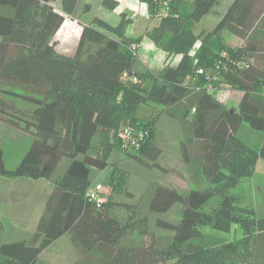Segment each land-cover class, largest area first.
I'll return each mask as SVG.
<instances>
[{
	"label": "trees",
	"instance_id": "1",
	"mask_svg": "<svg viewBox=\"0 0 264 264\" xmlns=\"http://www.w3.org/2000/svg\"><path fill=\"white\" fill-rule=\"evenodd\" d=\"M139 1L150 17L160 16L143 35H125L132 18L123 13L115 24L93 16L67 55L50 39L79 0H0V120L33 136L13 169L5 167L0 148V175L51 186L33 233L0 241V264H36L63 235L79 251L75 264H257L253 249L264 236V213L258 216L236 189L250 176L249 167L264 161V0H231L215 26L198 34L192 25L218 0H192L190 8L185 0ZM101 5L112 10L118 1ZM225 33L241 43L228 45ZM142 36L166 53L159 71L134 67L131 44ZM171 55L179 56L177 62L167 60ZM221 83L242 92L235 109L212 94ZM141 104L158 105L155 116L161 111L180 122L181 155L191 170L187 192L152 187L150 214L180 205L177 222L154 219L163 235L148 229L147 217L123 221L113 212L126 206L112 197L125 186L119 168L111 166L108 191L101 184L91 189L92 170L109 168L113 152L160 168L156 119L140 121ZM244 125L256 135L257 149L238 137ZM233 145L245 148L249 159L228 167L215 160L205 176L207 147ZM91 190L100 202L90 198ZM238 228L240 236L231 240L206 232ZM2 229L0 221V236Z\"/></svg>",
	"mask_w": 264,
	"mask_h": 264
},
{
	"label": "rangeland",
	"instance_id": "2",
	"mask_svg": "<svg viewBox=\"0 0 264 264\" xmlns=\"http://www.w3.org/2000/svg\"><path fill=\"white\" fill-rule=\"evenodd\" d=\"M119 1V6L117 5L118 7L116 6V8L110 10L101 5V0H79L73 16L64 14L63 25L50 39L51 44L57 52L72 55L81 27L89 22L93 16L106 18L110 23L115 24L118 22L120 14L123 13L132 18V22L126 27L125 33L134 37L137 34H142L145 29L151 28L159 20V15L154 18L148 15L144 2H140L139 0ZM185 1L188 8H190L192 0ZM227 1L218 0L208 14L200 21L194 22L192 25L194 32L198 34L201 31L207 32L211 30L231 2V0ZM224 36L228 45L236 46L241 43L240 39L232 35L225 33ZM134 50L136 68L157 71L161 61L157 55L159 50H156L157 53L154 51L150 54V51H146L143 54L139 52V44L135 46ZM153 59L156 60L153 61ZM174 59V56L169 58L171 61ZM212 92L214 97L230 110L236 108L242 94L240 90L230 87L226 83H221L218 89ZM262 92L264 93V89ZM15 103L16 105L23 106V103L18 99L15 100ZM153 106L141 104L137 111V117L142 122L147 121L151 116H154L156 119L155 127L157 134L155 143L160 149V156L157 159L160 168L153 167L148 169L120 152H113L108 160L109 168L101 172L99 170H92L91 189L97 184H101L103 190L108 191L107 179L111 172V166L114 165L119 168L125 172V186L121 190L113 193L112 197L115 200L125 202L126 206L115 207L113 212L123 221L147 217L149 218L148 229L156 235H163L165 232L155 227L154 219L157 217L163 220L177 222L180 218V205L178 203L174 204L165 213L150 214L148 201L151 196L152 187L155 184H163L176 187L182 192H187L191 188L190 182L192 177L191 170L181 155L180 142L183 140V131L180 122L161 111L155 116V112H157L160 106ZM250 131L252 130L247 125H244L239 129L238 137L249 147L257 149L259 147L257 143L258 139ZM32 140L33 136L31 134L25 133L20 129L12 128L0 120V148L6 168L13 169L18 165ZM238 148L233 145L229 147L230 150H223L215 148L214 146H208L205 152V176L209 175L207 169L217 160H223L224 167H228L230 162L234 164L239 163V161L241 163L246 162L249 159L246 149L240 150ZM249 168L251 171L250 176L243 178L241 185L236 190L246 195L253 204L257 215L261 216L264 213V161L260 159ZM48 187L49 183L45 180L33 181L32 179L24 177L8 178L0 175V210L5 212V216L0 215L3 228L0 241L10 242L19 240L33 233V228L36 224V221L28 220L23 229L16 228L18 221L11 220L10 213L7 212V202H18L20 200H27L30 197L34 199L32 203L35 205L32 206L38 207L37 202L47 193ZM13 214L11 212V215ZM206 232L221 239L231 240L239 237L241 230L238 228L231 233H219L207 229ZM253 251L256 263L264 264V236H261L255 243ZM79 257V251L73 247L70 239L65 236L49 246L41 254L37 264H75ZM171 262L169 260L158 264H171Z\"/></svg>",
	"mask_w": 264,
	"mask_h": 264
},
{
	"label": "crops",
	"instance_id": "3",
	"mask_svg": "<svg viewBox=\"0 0 264 264\" xmlns=\"http://www.w3.org/2000/svg\"><path fill=\"white\" fill-rule=\"evenodd\" d=\"M118 1V6H119V0H117ZM229 1V0H228ZM227 1V2H228ZM117 6V7H118ZM104 19H106V18H104ZM107 20V19H106ZM158 22V21H157ZM157 22L155 23V24H157ZM154 24V25H155ZM62 25H63V23H62ZM61 25V26H62ZM154 25H152V27L154 26ZM151 27V28H152ZM60 29V28H59ZM150 28H148V29H145L144 31H143V33L142 34H137V36H135V37H138V36H140V35H143L144 34V32L145 31H147V30H149ZM81 31V30H80ZM132 33V32H131ZM126 34V33H125ZM79 35H80V32H79ZM79 35H78V37H79ZM127 35V34H126ZM127 36H129V37H134V36H130V35H127ZM138 45V44H137ZM136 45V46H137ZM154 49V50H153ZM156 50H159V53H157L156 52ZM146 51H150V54L152 53V52H156L157 53V55L160 57V59L159 60H161L160 61V66H159V68L157 69V71H159L162 67H163V65H164V61H165V59H166V53H164L162 50H160L159 48H157L146 36H142V39H141V41L139 42V52L140 53H143V54H145L146 53ZM172 57L174 56L175 57V59L173 60V61H171V60H169V59H167V60H169V62H172V63H175V62H177V60H178V58H179V56H177V55H171ZM156 59H153V61H155ZM145 62V61H144ZM134 67H135V63H134ZM136 68V67H135ZM137 69H139V68H137ZM20 178H22V177H20ZM33 181H35V180H33ZM38 181V180H37ZM50 190H51V186H50V184H49V187H48V191H47V193H45V195H44V197L43 198H40L39 199V201L37 202V204H38V207L37 206H32V205H35L34 203H32V201L34 200L33 198H28L27 200H20V201H18V202H7V206H8V209H7V212L8 213H10V218H11V220H17L18 221V227L16 226V228H22L23 229V227H24V225H25V223L28 221V220H33V221H36V224H37V221H38V219H39V215L41 214V212H42V209H43V206H44V202H45V200H46V198L48 197V195H49V193H50ZM11 212L12 213H14L13 215H11ZM5 212H3L2 210H0V215L2 216V215H4L5 216V214H4ZM36 224H35V227H36ZM35 227L33 228L34 230H35ZM23 234H26V233H23ZM65 236H67V235H63V236H61L60 238H62V237H65ZM68 237V236H67ZM60 238H58L57 240H55L52 244H50L49 246H51V245H53L56 241H58ZM69 238V237H68ZM48 246V247H49ZM47 247V248H48ZM73 247H74V245H73ZM75 248V247H74ZM46 250V249H45ZM45 250L43 251V252H45ZM42 252V253H43ZM41 256V255H40ZM39 256V257H40ZM39 259V258H38ZM38 262V261H37ZM37 264V263H36Z\"/></svg>",
	"mask_w": 264,
	"mask_h": 264
},
{
	"label": "built area",
	"instance_id": "4",
	"mask_svg": "<svg viewBox=\"0 0 264 264\" xmlns=\"http://www.w3.org/2000/svg\"><path fill=\"white\" fill-rule=\"evenodd\" d=\"M135 46H136V44H131V49L133 50L134 54H135V50H134V49H135ZM122 77L125 78V77H127V75L124 73ZM95 188H96V190H99V189H101V185H100V184H97V185L95 186ZM89 196H90V198H92V199H96V200L99 199V200H98L99 202L102 200V199L99 198L98 195L95 193V190H91Z\"/></svg>",
	"mask_w": 264,
	"mask_h": 264
}]
</instances>
